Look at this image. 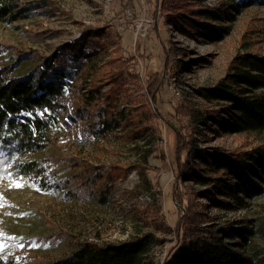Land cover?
I'll return each mask as SVG.
<instances>
[{"label": "rangeland", "instance_id": "374dc122", "mask_svg": "<svg viewBox=\"0 0 264 264\" xmlns=\"http://www.w3.org/2000/svg\"><path fill=\"white\" fill-rule=\"evenodd\" d=\"M18 1L28 3L22 15L13 20L0 19V66L13 62L16 54H46L63 42L77 41L80 30L86 27L91 31L102 30L105 40L118 33L119 42L130 51L136 49L135 38L139 36L140 56L134 55L139 77L121 82L116 93L110 83H98L96 111L87 120L74 122L57 142L33 154L34 158L56 156L59 159L46 167L44 178L34 177L28 183L23 178H0V258L12 255L20 261L17 264H36L62 255L76 240L102 237L115 241L140 235L148 230L143 217L151 213L155 221L161 214L162 222L170 230L155 229L160 241L143 264H161L166 249L174 241L172 224L177 215L171 200L175 136L166 123L176 124L170 104L213 107L196 90L224 79L239 54H264V1L241 4L238 10L231 11L230 19H205L212 31L208 37L198 33L191 37L166 20L170 7L177 2L183 5L182 11L196 6L191 0H166L165 8L159 7L156 12L151 11V0H133L134 8L127 5V0ZM224 1L203 0L202 3L217 8ZM165 43L168 48L165 74L156 76L158 81L154 76L146 80L150 73L161 72ZM28 64L24 63L18 71ZM117 64L115 60L111 68L116 69ZM154 86L158 90L156 100L150 94ZM183 118L187 121L184 113ZM90 123L97 124L94 131L85 129ZM152 126L161 129V145L166 155L163 161L151 157L147 172L159 203L146 191L136 190V170L115 179L102 201L98 199L101 181L89 185L91 192L86 194L82 179L90 181L96 170L104 171L112 162L135 161L137 145L147 144L153 137L159 139L156 131L152 135ZM208 135L209 139L200 144L228 151H250L264 144L260 134ZM262 176L263 180L258 182L264 187ZM197 200L207 203L204 197ZM247 202L244 208L227 212L220 220L251 218L249 225L257 232L252 241L264 248L261 235L264 192ZM157 206L160 210L153 212ZM209 210L216 212L212 207Z\"/></svg>", "mask_w": 264, "mask_h": 264}, {"label": "trees", "instance_id": "16d2710c", "mask_svg": "<svg viewBox=\"0 0 264 264\" xmlns=\"http://www.w3.org/2000/svg\"><path fill=\"white\" fill-rule=\"evenodd\" d=\"M132 1L127 0V5L134 8ZM165 1L151 0V11L165 8ZM191 1L197 5L185 11L181 3L171 6L166 20L191 37L195 33L208 37L212 31L205 19H230L231 11L238 10L241 4L264 0H225L217 8L204 5L203 0ZM27 5L18 0H0V19L20 17ZM80 31L77 41L63 42L46 54H14L13 62L0 66V178H23L26 183L34 177L44 178L46 167L59 159L34 158L33 154L57 142L74 122L87 120L96 111L98 83H110L116 93L121 82L139 77L134 57L140 56L139 36L135 38L136 49L130 51L119 42L116 32L105 40L100 29L91 31L83 27ZM167 55L165 43L161 72H152L148 77L145 74V79L165 74ZM236 58L224 79L196 90L213 107L170 104L176 124L166 123L175 136L171 200L177 215L172 224L174 241L166 249L161 264H264V248L252 241L257 232L249 225L251 218L220 220L223 214L244 208L247 201L264 192L258 182L264 174V144L244 152L200 144L209 139L208 133L216 136L251 133L264 137V54L246 52ZM115 60L118 64L113 69ZM24 63L29 64L19 72ZM155 87L150 94L156 100ZM95 126L90 123L85 129L94 131ZM155 131L159 139L153 137L147 144L137 145L135 161L112 162L104 171L96 170L90 181L82 179L86 194L91 192L90 186L101 181L98 199L102 201L115 179L136 170V190L146 191L159 203L147 173L151 157L163 161L166 156L161 145V129L152 126V135ZM199 197L206 198L207 203L198 202ZM211 207L216 209L215 213L210 212ZM159 210L157 206L153 212ZM141 212L144 214L145 210ZM143 218L144 226L148 227L143 234L115 241L102 237L76 240L67 252L36 264H143L160 241L155 229L170 230L162 222L161 214L158 221L151 213H145ZM261 235L264 239V227ZM17 255L22 257L20 253ZM17 261L20 262L12 255L0 258V264H17Z\"/></svg>", "mask_w": 264, "mask_h": 264}]
</instances>
